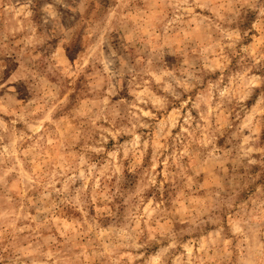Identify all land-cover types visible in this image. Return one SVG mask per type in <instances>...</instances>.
I'll use <instances>...</instances> for the list:
<instances>
[{"label": "rangeland", "instance_id": "rangeland-1", "mask_svg": "<svg viewBox=\"0 0 264 264\" xmlns=\"http://www.w3.org/2000/svg\"><path fill=\"white\" fill-rule=\"evenodd\" d=\"M0 264H264V0H0Z\"/></svg>", "mask_w": 264, "mask_h": 264}]
</instances>
